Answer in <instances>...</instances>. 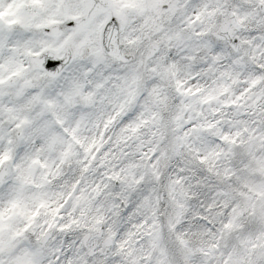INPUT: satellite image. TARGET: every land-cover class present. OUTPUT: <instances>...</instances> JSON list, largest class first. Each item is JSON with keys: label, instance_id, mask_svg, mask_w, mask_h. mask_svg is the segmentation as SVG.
<instances>
[{"label": "snow or ice", "instance_id": "6c2138e0", "mask_svg": "<svg viewBox=\"0 0 264 264\" xmlns=\"http://www.w3.org/2000/svg\"><path fill=\"white\" fill-rule=\"evenodd\" d=\"M0 264H264V0H0Z\"/></svg>", "mask_w": 264, "mask_h": 264}]
</instances>
